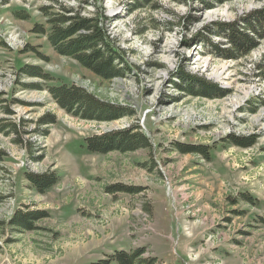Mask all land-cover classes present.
I'll use <instances>...</instances> for the list:
<instances>
[{
  "label": "rangeland",
  "instance_id": "rangeland-1",
  "mask_svg": "<svg viewBox=\"0 0 264 264\" xmlns=\"http://www.w3.org/2000/svg\"><path fill=\"white\" fill-rule=\"evenodd\" d=\"M96 2L131 64L124 77L100 80L32 32L46 24L43 8L59 12L61 3L89 16L92 0H0V92L6 100L0 123L16 124L23 139L17 143V133L0 130V264H93L139 246L163 264H264V79L256 67L264 38L246 55L228 58L220 51L229 45L225 38L216 29L204 32L215 22L240 24L252 10L264 9V0L209 8L192 0ZM24 65L51 75L47 84H78L132 114L108 122L75 118L46 90L22 85L42 83L20 74ZM179 74L229 93L189 95L179 87ZM45 112L55 122L40 135L35 121ZM136 123L150 147L125 153L83 147L87 136ZM232 133L254 135V143L229 144ZM199 145L208 148V159L179 148ZM26 171H55L59 180L38 193ZM39 211L45 216L29 218ZM16 214L31 219L32 227L14 223Z\"/></svg>",
  "mask_w": 264,
  "mask_h": 264
},
{
  "label": "trees",
  "instance_id": "trees-1",
  "mask_svg": "<svg viewBox=\"0 0 264 264\" xmlns=\"http://www.w3.org/2000/svg\"><path fill=\"white\" fill-rule=\"evenodd\" d=\"M96 1L92 0L93 11H91L89 16H83L79 13V10L73 11L61 3H58L59 12H50L43 8L42 12L45 16L46 24H36L32 32L45 35L49 46L55 53L76 60L81 67L93 73L100 80L107 81L124 77L130 72L131 64L126 59L125 51L118 43L117 38L112 36L108 30L107 24L110 18L107 17L105 8L101 2L97 4ZM192 1L209 8L218 2L228 0ZM19 15L23 17L24 14L20 13ZM241 20L240 24L237 21L231 23L215 22L213 27H204L205 33H210L213 29H216L218 35L225 38L229 45L220 49L224 57L237 58L244 56L256 47V40L264 38V9H254ZM256 67L259 70L257 75L264 79V58ZM19 73L42 79L41 84L30 82L22 85L27 89L46 90L59 108L75 118L108 122L132 114L130 108L105 101L78 84H47L54 78L43 72L39 66H21ZM178 77L183 81V84H180L179 87L192 96L212 98L223 97L229 93L228 90L204 78L196 79L189 77L187 74H179ZM2 95L3 93L0 92V105L6 102ZM4 109L7 113L11 112L7 107H4ZM250 110L254 111L255 109L251 108ZM26 122L27 120H20L19 126H26ZM54 122V115L50 112H45L35 121L34 131L40 135H45L47 133L45 127ZM0 130L6 133H17L16 142H23L16 124L0 123ZM253 137L254 135L239 136L232 133L227 135L225 140L229 144L248 147L254 143ZM150 145L149 138L140 130V126L136 123L121 129L87 136L84 138L83 147L90 153H108L113 151L125 153L148 148ZM179 148L183 153L193 152L202 154L207 159L209 158V150L205 146H180ZM4 155V152L0 150V161L3 160ZM25 176L38 193H44L59 180L55 171H44L41 173L26 171ZM126 189L130 190V188ZM243 196L248 201L251 199L247 194H243ZM29 215V218L32 219L40 218L45 216V212L39 211L36 214L31 212ZM12 221L26 229L32 227V220H28L24 216L16 214ZM145 252V246L130 250H116L107 259L93 262V264H163L155 256H145Z\"/></svg>",
  "mask_w": 264,
  "mask_h": 264
}]
</instances>
